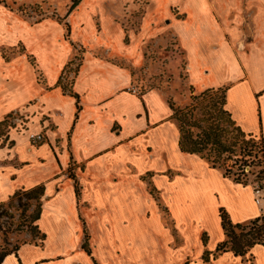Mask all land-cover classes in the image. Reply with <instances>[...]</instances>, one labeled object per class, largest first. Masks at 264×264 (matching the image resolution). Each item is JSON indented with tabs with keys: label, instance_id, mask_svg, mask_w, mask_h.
Listing matches in <instances>:
<instances>
[{
	"label": "crops",
	"instance_id": "crops-1",
	"mask_svg": "<svg viewBox=\"0 0 264 264\" xmlns=\"http://www.w3.org/2000/svg\"><path fill=\"white\" fill-rule=\"evenodd\" d=\"M96 1L86 0L82 9L89 16L101 13L106 26L116 24ZM162 22L166 28L156 29ZM141 25L128 45L119 36L92 41L81 35L108 58L88 50L69 94L59 82L73 52L60 24L30 25L0 4V124L13 122L0 131V203L19 190L44 186L38 226L46 236L40 244L21 245L2 264H264L262 245L246 257L213 255L226 239L220 210L233 224L250 222L262 215L256 204L262 193L183 153L165 94L138 95L131 71L114 61L124 58L137 67L144 38L172 33L194 94L225 89L236 124L264 138V0H157ZM20 43L24 53L3 57L5 47ZM38 134L43 141L36 145L30 136ZM153 174L154 189L184 237L176 248L143 181ZM187 186L200 192L197 200L206 204L211 196L214 202L207 214L188 212L180 220L172 197ZM85 230L91 256L82 249Z\"/></svg>",
	"mask_w": 264,
	"mask_h": 264
},
{
	"label": "rangeland",
	"instance_id": "rangeland-1",
	"mask_svg": "<svg viewBox=\"0 0 264 264\" xmlns=\"http://www.w3.org/2000/svg\"><path fill=\"white\" fill-rule=\"evenodd\" d=\"M157 0H97L101 5V10L105 9L109 14L115 17V23L106 26L103 23L101 13H92L89 16L82 6L86 4V0L82 1L71 13L70 7L73 0H0V4L5 5L20 20L30 24H39L46 21H53L60 24L63 29L64 40L67 41L72 49V57L66 65L61 78L60 85L69 92L72 88L73 77L82 63L85 53L94 49L91 44L82 42L81 35H90L97 41V37L108 36L110 39L117 36L122 38V43L130 44L135 35L141 31V19L149 6L155 5ZM88 8V7H87ZM83 10V11H82ZM104 11V12H105ZM83 12L87 13L86 18ZM177 15L176 8L174 10ZM181 16H179V19ZM170 22V20H168ZM166 28V23L157 25L156 29ZM155 32L153 30L151 33ZM113 42V41H111ZM143 54L139 65L136 67L124 58H115L114 61L119 65L127 67L133 76L134 84L138 87V95L150 90H158L165 94L167 101L172 100L181 108L192 104V89L187 83V72L185 70V57L180 44L172 33L154 36V38H144ZM111 44V43H108ZM114 45V42H113ZM25 52L22 43L15 47H5L3 49V57L10 59L13 56ZM94 54L98 57L108 56L99 49H94ZM34 63L33 59H29ZM12 119L0 128L1 132H5L10 125ZM257 145L261 146V137L256 136ZM34 144H39L32 141ZM261 154L254 161L253 166L246 169L252 174L248 176V183L255 188L259 187L256 176L260 173L261 167L258 166ZM73 171V170H72ZM71 171L67 176L74 175ZM150 175L144 176L143 181L147 186L148 194L155 200L163 216V222L174 236L172 247H178L182 244L184 237L175 229L174 222L166 207L162 193L153 192L154 177ZM172 191V190H171ZM194 195V196H193ZM192 196V197H191ZM201 196L193 186H187L184 189L177 190L172 197L175 204L174 213L182 220L188 213L207 214L209 206L214 202V198L207 196V203H203ZM192 198V204L187 203V198ZM264 197V190H262ZM37 202L28 200L25 197L6 201L3 207H0V251L4 248L10 250L16 245L38 244L41 243L40 235L34 231L33 217L37 213ZM85 232V233H84ZM82 234V243L85 241L86 230ZM88 247L90 242L88 241ZM193 259H191L192 261ZM185 263V262H183Z\"/></svg>",
	"mask_w": 264,
	"mask_h": 264
},
{
	"label": "trees",
	"instance_id": "trees-1",
	"mask_svg": "<svg viewBox=\"0 0 264 264\" xmlns=\"http://www.w3.org/2000/svg\"><path fill=\"white\" fill-rule=\"evenodd\" d=\"M82 0H73L69 13H71ZM192 91L193 88L191 87ZM72 94L70 90L68 92ZM226 90L225 89H207L198 95L192 93V104L181 108L174 101L168 100L172 110V119L175 120L179 129V148L183 153L198 155L206 160L212 168H218L223 171L225 177L242 185H248V176L252 174L247 172L248 167H252L254 161L261 154L259 164L262 169L256 176L259 187L256 190H264V138H261V146L257 145L256 137L252 134H246L233 120L230 112L226 109ZM6 124L4 121L0 128ZM153 192L156 190L153 188ZM45 194L44 186H37L29 190H19L9 201L25 197L28 200L37 202V213L33 217L34 231L40 235L43 242L46 238L41 233L38 221L42 212V199ZM76 194L78 190L76 188ZM5 203H0L3 207ZM220 217L222 228L226 239L218 245L215 253L216 257L220 253L232 252L236 257H246L250 250L256 245L264 246V215L244 223L233 224L227 213L221 209ZM203 243H207V236L204 235ZM35 244H38L35 242ZM21 246V245H20ZM19 245L8 250L6 248L0 251V264L4 262L7 256L17 254ZM82 249L91 256V250L88 247V236L85 235V241ZM210 253L204 254V260L209 261ZM96 264V263H95Z\"/></svg>",
	"mask_w": 264,
	"mask_h": 264
},
{
	"label": "built area",
	"instance_id": "built-area-1",
	"mask_svg": "<svg viewBox=\"0 0 264 264\" xmlns=\"http://www.w3.org/2000/svg\"><path fill=\"white\" fill-rule=\"evenodd\" d=\"M133 93H137V91L135 89L131 90ZM31 140L36 142V143H40L43 141V136L41 134L38 135H31L30 136ZM258 193H262V190L257 189ZM256 204L260 206L261 211H262V215H264V204H262V195H259L256 198Z\"/></svg>",
	"mask_w": 264,
	"mask_h": 264
}]
</instances>
